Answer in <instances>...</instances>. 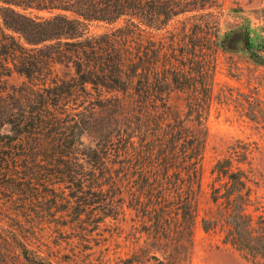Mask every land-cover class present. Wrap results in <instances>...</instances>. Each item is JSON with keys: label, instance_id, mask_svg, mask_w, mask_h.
Masks as SVG:
<instances>
[{"label": "trees", "instance_id": "trees-1", "mask_svg": "<svg viewBox=\"0 0 264 264\" xmlns=\"http://www.w3.org/2000/svg\"><path fill=\"white\" fill-rule=\"evenodd\" d=\"M217 2L0 0V264H54L42 250L54 234L58 246L85 239L83 215L99 226L126 211L148 259L183 264L199 218L264 257V220L255 227L231 160L215 166V208L201 217L216 58L233 39L197 16L153 34ZM242 36L264 66V39ZM15 74L25 81L9 85Z\"/></svg>", "mask_w": 264, "mask_h": 264}, {"label": "rangeland", "instance_id": "rangeland-1", "mask_svg": "<svg viewBox=\"0 0 264 264\" xmlns=\"http://www.w3.org/2000/svg\"><path fill=\"white\" fill-rule=\"evenodd\" d=\"M210 10L213 15L194 13L177 17L167 29L154 30L153 34L159 35L157 38L169 36V31L178 32L187 18L197 16L217 21L220 35L233 39L231 47L220 48L216 58L201 217L212 207L215 208L210 196L216 178L213 170L220 161L229 159L234 171L241 169L248 177L252 202L247 211L258 228V223L264 220V66L251 59L242 35L249 28L256 44L264 39V0H218ZM31 14L50 16L49 13ZM96 31L103 32L106 28ZM137 37L135 33L134 41ZM24 81V77L15 74L8 84L20 85ZM111 96L108 94V97ZM82 139L89 143L88 137ZM94 216L95 213L82 216L85 239H75L58 246L54 234L51 242L42 246L44 254L54 264H168L163 251L156 253L158 259H148L155 250L146 246L145 235L136 232L133 212L126 211L117 223L109 220L99 226L90 222ZM183 264H264V257L252 256L225 243L219 230L206 231L199 218L193 232L192 247Z\"/></svg>", "mask_w": 264, "mask_h": 264}]
</instances>
